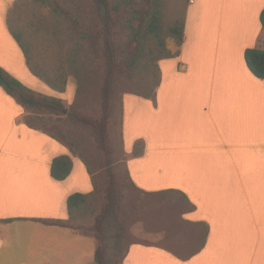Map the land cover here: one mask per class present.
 Masks as SVG:
<instances>
[{"label":"crops","instance_id":"0c3cea01","mask_svg":"<svg viewBox=\"0 0 264 264\" xmlns=\"http://www.w3.org/2000/svg\"><path fill=\"white\" fill-rule=\"evenodd\" d=\"M16 1L0 0V67L31 74L28 87L44 93L9 29ZM263 10L264 0H189L184 43L172 40L179 55L160 62L161 83L149 97L124 96L133 185L188 209L177 228L173 209L148 204V235L160 242L129 245L121 264H264V81L245 61L260 48ZM23 114L0 86V264H95L93 236L43 221L67 220L69 197L94 190L88 166ZM64 155L73 171L57 181L52 163Z\"/></svg>","mask_w":264,"mask_h":264},{"label":"rangeland","instance_id":"374dc122","mask_svg":"<svg viewBox=\"0 0 264 264\" xmlns=\"http://www.w3.org/2000/svg\"><path fill=\"white\" fill-rule=\"evenodd\" d=\"M59 12V24L62 36L71 39L83 37L81 51L85 64L82 76L83 88L78 92L76 77H69L72 89L61 93L44 85L46 92L38 93L57 97L62 100L63 111L52 109L23 108L27 124L46 135L57 138L81 157L92 173L95 194L91 205L78 216L74 226L80 231L102 240L105 247L106 264H121L129 245L133 243H159L148 235V204L154 202L162 211L173 209V220L177 228L185 227L178 218L181 212L188 209L180 203L175 194L148 196L138 190L132 183L126 167L125 152L122 140L123 99L126 94L143 96L153 93L162 81L160 62L153 64L147 60H139L132 66L131 61L136 53V43L132 40L131 31L139 29L143 20L135 16V11L149 12L151 0H106L107 7L100 11L94 0H50ZM119 5V8L115 7ZM48 5L36 7L26 6L24 19L17 24L23 29L25 41L35 44V54L49 61L44 53L43 34H36L30 25L32 14L43 16L54 15ZM184 7L182 0H170L164 8V19L170 24ZM28 11V14H27ZM260 34L263 27H259ZM173 39L168 38L166 44L171 50ZM264 32L259 47L263 45ZM175 42V41H174ZM31 44V43H30ZM33 45V44H31ZM170 46V48H169ZM257 46V45H256ZM252 46L251 48H256ZM37 47V48H36ZM175 47H177L175 43ZM43 49V48H42ZM40 52H42L40 54ZM110 55L112 56L110 58ZM113 64L106 68L104 61ZM30 77L33 76L30 74ZM23 77V84L35 87L36 78ZM84 78V79H83ZM29 87V88H30ZM108 89V98L103 100V91ZM99 120L105 118L108 141L112 150L110 165L106 166L105 157L100 153L94 139L92 129L82 124L76 116ZM112 199V202L110 200ZM177 201V202H176ZM157 226V225H156Z\"/></svg>","mask_w":264,"mask_h":264},{"label":"trees","instance_id":"16d2710c","mask_svg":"<svg viewBox=\"0 0 264 264\" xmlns=\"http://www.w3.org/2000/svg\"><path fill=\"white\" fill-rule=\"evenodd\" d=\"M100 11L107 7L106 0H94ZM128 3L129 0H124ZM170 0H151L152 9L149 12L142 14L140 11H135V16H141L143 23L137 30L131 31L132 40L136 43V53L131 61L134 66L139 60H147L151 65L167 59H173L179 55V52H172L168 49L166 40L171 38L175 41L178 47H181L185 39V29L188 13L189 0H182L184 7L176 15L170 24L165 23L164 8ZM34 5L53 7L50 0H17L8 14V25L11 34L20 46L31 73L42 80L48 87L55 91L64 93L68 87L69 77H76L78 81V92L83 88L82 76L85 74L84 62L82 56L83 37L80 40L77 38L71 39L69 35L62 36L60 29L59 12L56 8H52L54 15L43 16L32 14L30 25L36 34H43L44 40L41 50L47 54L49 61L40 58L35 54V44L30 41H25L23 29L15 24L24 19L23 14H26V6ZM119 8V5L115 7ZM28 14V11H27ZM261 23L264 28V10L261 14ZM33 45H31V44ZM37 48V47H36ZM112 56L110 55V58ZM245 61L253 75L264 81V41L260 48H249L245 51ZM110 67L113 64L112 59L109 62L104 61V67ZM84 79V78H83ZM159 85V84H158ZM0 86L11 95L24 108L35 109H52L55 112L63 111L62 100L57 97H50L27 87L19 79L11 75L8 71L0 67ZM151 93H145L143 96L149 97ZM108 98V89L103 91V100ZM76 118L92 129L97 147L106 160V166L110 165V157L113 153L108 141L105 118L99 120L76 116ZM32 126V125H30ZM57 139V138H55ZM140 143L135 146V154H139ZM85 162V161H84ZM86 164V163H85ZM87 165V164H86ZM89 173L92 175L90 169ZM73 171V160L70 156L64 155L54 159L51 167V175L57 181L66 180ZM95 190V187H94ZM87 194L76 193L68 199L69 218L67 220H43L50 225H59L71 228L83 235H89L77 229L74 226V221L78 219L90 205L95 191ZM111 202L112 199L110 198ZM93 236V235H90ZM94 237V236H93ZM95 238V237H94ZM97 241V250L95 255V264H106L105 247L102 240Z\"/></svg>","mask_w":264,"mask_h":264}]
</instances>
